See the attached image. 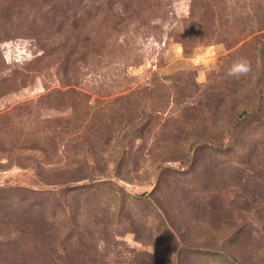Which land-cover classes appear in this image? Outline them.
<instances>
[{"label": "rangeland", "instance_id": "374dc122", "mask_svg": "<svg viewBox=\"0 0 264 264\" xmlns=\"http://www.w3.org/2000/svg\"><path fill=\"white\" fill-rule=\"evenodd\" d=\"M0 264H264V0H0Z\"/></svg>", "mask_w": 264, "mask_h": 264}, {"label": "clouds", "instance_id": "9594fccd", "mask_svg": "<svg viewBox=\"0 0 264 264\" xmlns=\"http://www.w3.org/2000/svg\"><path fill=\"white\" fill-rule=\"evenodd\" d=\"M250 71V64L244 60L240 59L233 63L232 67L228 71L229 76H240L247 74Z\"/></svg>", "mask_w": 264, "mask_h": 264}, {"label": "trees", "instance_id": "16d2710c", "mask_svg": "<svg viewBox=\"0 0 264 264\" xmlns=\"http://www.w3.org/2000/svg\"><path fill=\"white\" fill-rule=\"evenodd\" d=\"M257 11H259V10H257ZM259 14H261L262 13V11H260V12H258ZM258 21H262V19H259Z\"/></svg>", "mask_w": 264, "mask_h": 264}]
</instances>
